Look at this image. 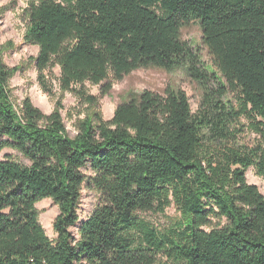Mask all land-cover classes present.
<instances>
[{"label":"trees","instance_id":"16d2710c","mask_svg":"<svg viewBox=\"0 0 264 264\" xmlns=\"http://www.w3.org/2000/svg\"><path fill=\"white\" fill-rule=\"evenodd\" d=\"M29 1L24 40L39 48L45 94L55 68L59 90L91 107L100 100L87 84L105 97L146 68L185 70L204 93L195 112L182 90L131 94L110 120H78L71 137L59 102L47 115L13 101L16 69L0 52V154L28 161L0 160V264H264V194L247 180L250 168L264 178V0ZM191 24L215 73L182 39ZM85 187L103 204L80 224ZM45 199L60 210L55 240L36 209ZM173 204L175 228L141 217Z\"/></svg>","mask_w":264,"mask_h":264},{"label":"rangeland","instance_id":"374dc122","mask_svg":"<svg viewBox=\"0 0 264 264\" xmlns=\"http://www.w3.org/2000/svg\"><path fill=\"white\" fill-rule=\"evenodd\" d=\"M29 0H0V52L5 64L16 69L10 80V87L13 92V101L20 105L25 98H30L33 104L43 113L49 115L61 104L60 113L67 127L69 135L74 137L76 134L75 124L80 119L92 118L95 114H101L104 120H110L116 108L125 103L131 94H139L146 90L164 95L167 90H182L189 98L193 112L197 111L202 99L204 89L194 78L189 76L185 70L176 69L166 71L158 68H146L133 72L122 81L113 82V89L105 97H101L100 86L87 84V91L90 95L99 98V106L91 107L82 104L73 94L62 93L58 88L57 78L60 69L53 70L54 77L48 75V80H53L54 96L45 94L38 82V73L35 66V58L38 56L39 48L27 44L24 40L28 28ZM182 39L190 44L199 55L202 62L201 68L215 73L212 58L203 42L201 28L197 24H191L182 31ZM209 87L215 88L214 83ZM228 99L233 100L229 95ZM256 135L249 128L245 129L244 139L247 143L256 141ZM11 157L14 160L28 163L17 151L6 149L0 154V160ZM90 176L91 171H85ZM249 184L256 185L264 194V178L256 175L253 168L247 171ZM103 204L102 193L96 189L85 187L82 191V198L79 207L80 224L85 222L95 210ZM39 212V221L45 228L48 237L55 240L57 234L53 229L54 222L58 217L59 207L51 199H45L36 205ZM145 220L162 231L175 228V225L183 218L177 207L173 204L165 213H143ZM79 226L72 228L73 236L78 240ZM157 264H174L166 258L160 257Z\"/></svg>","mask_w":264,"mask_h":264}]
</instances>
